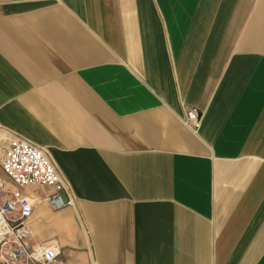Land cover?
<instances>
[{"label":"crops","instance_id":"0c3cea01","mask_svg":"<svg viewBox=\"0 0 264 264\" xmlns=\"http://www.w3.org/2000/svg\"><path fill=\"white\" fill-rule=\"evenodd\" d=\"M9 132L73 194L54 209L48 186L19 188L29 246L264 264V0H0V160ZM0 180L18 188L1 161Z\"/></svg>","mask_w":264,"mask_h":264},{"label":"built area","instance_id":"2783aa9c","mask_svg":"<svg viewBox=\"0 0 264 264\" xmlns=\"http://www.w3.org/2000/svg\"><path fill=\"white\" fill-rule=\"evenodd\" d=\"M184 123L192 129L200 125L201 113L187 107ZM1 168L18 188L8 191L0 180V262L1 264H64L60 250L48 246H29L26 225L33 205L19 188L41 185L51 190L44 198L54 209L73 205V194L64 175L51 159L48 149L18 133L7 134L3 145Z\"/></svg>","mask_w":264,"mask_h":264}]
</instances>
